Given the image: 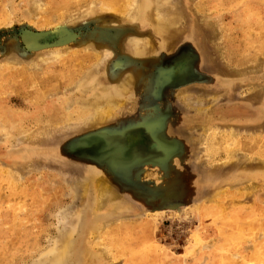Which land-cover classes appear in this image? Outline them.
I'll use <instances>...</instances> for the list:
<instances>
[{"label": "rangeland", "instance_id": "1", "mask_svg": "<svg viewBox=\"0 0 264 264\" xmlns=\"http://www.w3.org/2000/svg\"><path fill=\"white\" fill-rule=\"evenodd\" d=\"M133 4L0 0V264H264V0Z\"/></svg>", "mask_w": 264, "mask_h": 264}, {"label": "bare ground", "instance_id": "2", "mask_svg": "<svg viewBox=\"0 0 264 264\" xmlns=\"http://www.w3.org/2000/svg\"><path fill=\"white\" fill-rule=\"evenodd\" d=\"M77 1V0H76ZM117 0H104V2H106V4H114L115 2H116ZM42 2V1H41ZM65 2V1H64ZM83 2V1H82ZM91 2V1H90ZM89 2V3H90ZM133 2H134V4H133V7H132V12H130L129 14L131 15L130 17H132V19H134L135 21H137L138 20V17H139V7H140V0H133ZM128 3V2H127ZM127 3H125V4H127ZM40 4V3H39ZM83 5H85V4H83ZM129 5V4H128ZM132 5V4H131ZM73 6V5H72ZM105 6V5H104ZM103 6V7H104ZM127 6V5H126ZM68 7V6H67ZM66 7V8H67ZM80 7V6H79ZM128 7H130V6H127V8ZM81 8V7H80ZM79 8V9H80ZM124 8H126V7H124ZM123 8V10H124V13H125V10L126 9H124ZM74 9V8H73ZM54 10V9H53ZM66 10V9H65ZM78 10V9H77ZM87 10L88 11H94V8L92 9V7L89 5L88 6V8H87ZM105 11V9H99V11ZM59 12V11H58ZM126 12H127V10H126ZM55 14H56V12H55ZM54 14V15H55ZM96 16H97V14H96ZM133 39H135L136 40V43H138L139 41H140V38H138V37H134ZM101 43V42H100ZM96 44V43H95ZM104 44V43H103ZM141 44V43H140ZM139 44V45H140ZM101 45V44H100ZM103 47V46H102ZM140 47L139 46H136V51H134V52H136V53H140L141 54V50L139 49ZM103 50V49H102ZM106 51V50H105ZM104 51V52H105ZM109 51V50H108ZM110 52V51H109ZM110 55H112V53L110 52V53H108V52H106V56L109 58V57H111ZM60 56V52L59 51H57V50H55V51H53V52H51V53H42L41 55H40V59L43 61V62H48V61H52V60H56V59H58V57ZM106 57V58H107ZM108 58H107V60H108ZM106 60V61H107ZM59 61V60H58ZM106 61H104V59H103V62H105L106 63ZM59 62H61V61H59ZM64 62V61H63ZM62 62V63H63ZM71 62V61H70ZM65 64V63H64ZM63 64V65H64ZM51 65V64H50ZM61 65V64H60ZM48 67V66H47ZM67 67V66H66ZM28 68V67H27ZM73 68V67H72ZM52 69V68H51ZM33 70V69H32ZM47 70V69H46ZM65 70H67V68L65 69ZM64 70V71H65ZM56 71V70H55ZM63 71V72H64ZM71 71V70H70ZM46 72V71H45ZM50 72H52V71H50ZM54 72V71H53ZM72 72V71H71ZM71 72H70V74H71ZM47 73V72H46ZM50 74V73H49ZM52 74V73H51ZM60 74V73H59ZM58 74V75H59ZM62 75H64L63 73H61ZM60 74V75H61ZM67 75V74H66ZM45 76V75H44ZM117 76V75H116ZM38 77V76H37ZM57 77V76H56ZM93 77V76H92ZM109 77V76H108ZM118 77V76H117ZM30 78H31V76H30ZM115 78V77H114ZM33 79V78H32ZM116 79V78H115ZM117 81V80H116ZM112 83V82H111ZM48 84V83H47ZM118 85V84H117ZM47 86V85H46ZM112 86V85H111ZM111 86H110V88L108 89V88H106L105 87V89L103 90V89H99V90H101L100 92H98V93H96L95 94V98H96V96H98V98H101L102 97V99H103V97H109L108 99H106V103H103V104H105V106L103 107V105L102 106H100L101 108H104V111L101 109V112L99 111V108H96V109H94V107L96 106H94L93 107V110L91 109V111L89 112V115L88 114H86V116L88 115V117L87 118H91V121H93L92 120V118L93 119H100V118H102V117H104L107 113H105L106 111H108V110H110L111 108H112V106L114 105V103H115V99H116V97H118V95L117 94H119V90H120V88L119 89H117V87H116V85H114V86H112V88H111ZM48 89V88H47ZM108 91V92H107ZM43 92V91H42ZM97 100V99H96ZM100 100V99H99ZM99 100H97L98 101V105L100 104L99 103ZM92 102V101H91ZM86 103V102H85ZM87 104H89L90 105V103H87ZM92 104V103H91ZM102 104V103H101ZM88 105V106H89ZM93 105V104H92ZM92 105H90V106H92ZM97 105V106H98ZM84 106H85V104H84ZM89 106V107H90ZM87 107V106H86ZM85 107V108H86ZM91 108V107H90ZM89 108V109H90ZM89 109L87 108V109H84V112H85V110L87 111H89ZM105 109H107V110H105ZM88 111H87V113H88ZM86 113V112H85ZM4 115V114H3ZM84 115V114H83ZM2 116V115H1ZM85 116V115H84ZM7 117H8V115H7ZM81 117H83V116H81ZM108 117V116H107ZM87 118H85L86 120V122H87ZM6 119V118H5ZM106 119V118H105ZM90 120V119H89ZM2 121V120H1ZM90 122V121H89ZM89 122H87V123H89ZM98 122V121H97ZM86 123V124H87ZM93 123H94V121H93ZM89 124H92V122L91 123H89ZM89 124H87V125H89ZM95 124V123H94ZM93 125V124H92ZM91 126V125H90ZM7 127V126H6ZM9 127V126H8ZM7 165V164H6ZM3 174V173H2ZM3 175H8V174H6V173H4ZM9 176V175H8ZM207 219V218H206ZM240 220V219H239ZM222 221H224L223 219H222ZM229 221V220H228ZM235 221V220H234ZM233 221V222H234ZM222 223V222H221ZM240 225H241V223H240ZM220 228V227H219ZM230 228V227H229ZM237 230V229H236ZM236 233V232H235ZM230 234V233H229ZM233 235V234H232ZM238 235V234H237ZM243 236V235H242ZM262 246V245H261ZM235 248V247H234ZM224 249H226V248H224ZM224 251V250H223ZM134 258V257H133ZM252 259V258H251ZM256 260V259H255ZM132 261V260H131Z\"/></svg>", "mask_w": 264, "mask_h": 264}]
</instances>
